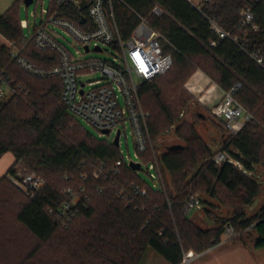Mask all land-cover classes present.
Here are the masks:
<instances>
[{
	"label": "trees",
	"instance_id": "trees-1",
	"mask_svg": "<svg viewBox=\"0 0 264 264\" xmlns=\"http://www.w3.org/2000/svg\"><path fill=\"white\" fill-rule=\"evenodd\" d=\"M112 4L124 40L138 26L137 14L164 35L169 43L165 50L173 56L174 65L162 77L176 70L178 77L183 74L187 80L203 69L224 92L239 86L236 99L254 120L239 135L229 136L220 151L229 153L248 173H256L264 165V68L253 55L264 59V0H208L201 8L188 0H113ZM156 5L168 15L151 14ZM248 9L254 15L257 30L240 26L242 14ZM211 22L229 33L230 38L220 39ZM21 23L14 4L0 14V36L35 65L48 68L50 62L56 64L55 54L38 51L25 39ZM212 42L217 45L212 46ZM200 59L210 60L211 70L201 67ZM0 74L9 92L6 98H0V159L8 153L15 158L7 174L0 177V188L11 184L18 169L36 173L45 181L43 188L32 195L18 189L26 201L17 205L16 222L40 244L29 258L52 239H58L67 249L65 257L77 264H141L149 249L168 264H182L189 251L202 253L218 246L227 225L238 233H254L255 248H264V204L250 217L245 209L260 197L261 182L232 164H215L213 158L217 153L203 143L193 125L183 135L187 125L177 123L178 108L187 106L190 98L178 91L163 92L159 85L162 77L145 83L140 90L141 102L150 114V147L140 158L147 163L156 155L165 176L166 185L156 192L129 167L117 146L95 139L75 120L62 100L60 79H39L26 74L13 61L7 44H0ZM174 125V132L184 145L174 142L161 152L158 141ZM220 127L224 128L221 123ZM173 145L183 148L168 151ZM119 163L118 175L113 174L108 181L94 179L99 165L115 169ZM195 170L194 187L206 183L205 192L211 199H218V187L241 195L242 209L232 218H217L218 227L213 229H201L184 213L187 189L192 182L188 178ZM133 183L148 191L146 198H136L133 204L143 206L144 210L128 206L117 196L118 190L128 189ZM83 187L93 196L88 201L82 198L80 214L64 229L58 215L51 211L73 201L70 192L79 194ZM99 187L105 188V192L98 194ZM206 204L214 207L209 201ZM207 213L211 215V211ZM80 219L83 221L78 228ZM11 239H15L14 232L0 229V245L11 243Z\"/></svg>",
	"mask_w": 264,
	"mask_h": 264
},
{
	"label": "built area",
	"instance_id": "built-area-1",
	"mask_svg": "<svg viewBox=\"0 0 264 264\" xmlns=\"http://www.w3.org/2000/svg\"><path fill=\"white\" fill-rule=\"evenodd\" d=\"M35 1L33 0V3ZM188 1L197 8H201L208 0H202L200 4L197 0ZM112 2L113 0H88L85 3L83 0H51L48 11L44 12L47 16L46 21L39 26L36 25L31 40L25 38L32 42L38 51L53 53L57 56V63L50 62L51 66L48 68L35 65L24 57L14 44L7 42V45L11 50L13 61L26 74L39 79H60L63 83L62 100L69 112L101 135H107L105 132L109 131L107 136H111L118 129L117 133L120 131L121 139L123 131H126L127 122H130L139 157H141L150 147L148 126L150 114L142 105L140 90L145 83L166 75L173 68L174 60L173 56L165 50V44L169 43L164 35L152 28L148 20L138 14L140 20L138 26L131 37L124 40ZM152 12L160 16L163 11L156 5ZM21 25L23 29H30L27 21H22ZM240 26L258 29L251 10L243 12ZM211 28L220 39L230 38V34L215 22H211ZM58 29L64 30L76 41L80 48L76 53L77 57L60 42L63 37ZM211 45L216 46L217 42H212ZM106 46L112 47L117 52L116 57L113 56V52H107L108 56L113 57L112 60L84 58L85 54L104 53ZM253 58L264 68L262 57L253 55ZM0 83H2V74H0ZM2 84L0 98H6L9 92L7 86ZM238 89L239 86H236L224 92L223 100L210 109L211 115L224 126L230 136L239 135L245 126L254 120V116L237 101ZM122 99L124 105H121ZM121 126L124 130L119 129ZM118 148L120 149V146ZM152 162V169L156 171L157 179L163 189L157 157ZM213 162L217 165L229 163L245 174H249L243 165L227 152H218ZM126 163L129 165L130 162L126 161ZM139 163L143 169V162ZM120 165L121 163L115 169H109L106 164L99 165L94 172V179L108 181L113 174L120 173ZM82 178L87 180L86 176L82 175ZM12 180L21 191L28 195L41 190L45 185L44 179L36 173L22 172L20 169L16 171V176ZM96 192L104 193L105 188L99 187ZM70 194L74 197L73 201L62 204L56 212L51 211V214L58 215L64 229H68L76 216L80 214V203L83 199L88 201L93 196V192L85 187L80 189L79 194L76 192H70ZM117 196L124 199L128 206H135L136 210L139 208L144 210L143 206L133 204L136 198H146L148 191L137 183H133L128 189L118 190ZM202 205L198 197L189 195L185 202L184 213L188 215L199 211ZM238 234L232 225L226 226L224 235L227 238H236Z\"/></svg>",
	"mask_w": 264,
	"mask_h": 264
},
{
	"label": "rangeland",
	"instance_id": "rangeland-1",
	"mask_svg": "<svg viewBox=\"0 0 264 264\" xmlns=\"http://www.w3.org/2000/svg\"><path fill=\"white\" fill-rule=\"evenodd\" d=\"M201 2L202 0H197V3L200 4ZM50 3L51 0H36L35 3L27 7L25 0H0V14H4L10 7L16 4L20 19L22 21H27L30 26V29H24V36L27 40H31L36 25L39 26L42 22L46 21L47 16L44 14V12L48 11ZM162 11L163 12L160 16L155 15L153 12L151 14L155 15L156 17L168 15L163 9ZM58 32L63 37L60 42L77 57L76 53L78 50H80V48L76 41L64 30L58 29ZM0 44H7V42L1 36ZM104 50L105 52L102 54H85L84 58L112 60L113 57L108 56V51L113 52V56L116 57L117 52L112 47L106 46L104 47ZM199 62L201 63V67L211 70L210 60L200 59ZM198 72L204 74L210 80V82L214 83L212 78H210L203 69H199L187 80L184 79L183 74L178 77L177 71L175 70L169 75L160 78L159 85L163 92L170 90L178 91L183 95L186 94L187 98H190L187 106H180L178 108L177 123L187 125L182 130L183 135H186L190 131V125H193L196 132L202 137L203 143L207 144L213 153H218L223 148L224 143L229 139L230 134L223 127H220V122H218L210 112L205 110L199 104L195 98V95L188 90L194 76ZM121 105H124L123 99L121 100ZM143 105L144 109H147L144 102ZM182 114H184V117H182ZM73 117L76 121L80 122L83 128H85V130L89 132L95 139L114 144L113 142L118 129H116L111 136L101 135L94 128L81 121V119L75 116ZM258 123H260V120ZM119 129L124 130L123 126H121ZM125 130L126 131H123L120 139V150L122 155L128 163L132 161L140 162L141 158L139 157L130 122H127ZM174 131L175 125L159 139L158 146H160L161 152L166 146L174 142L184 145V142L177 138ZM160 154L161 153L159 152L158 155ZM155 157L157 156L155 155ZM11 161H13L12 155H4L0 159V172H4L7 168H11ZM152 166V161L143 163L142 171L137 172V174L143 181H145L146 185L150 189L157 192L160 191L161 185L157 179V173L152 169ZM196 170L188 178V182H192L189 185L187 192L189 195L198 197L202 201L203 205L201 210L189 213L188 217L195 221V223L203 230L213 229L218 227L216 223L217 218H232L235 212H237L239 209H242V203L240 199L241 195L229 193L224 188L218 187V199H211V197L205 192L206 188L208 187L206 183H198L199 186L194 187L195 180L193 181V179ZM152 175L156 178H154ZM248 175L255 177L262 184V193L260 197L255 200L253 205L250 207H245L246 212L250 217L256 215V213L264 204V165L259 166L256 173H249ZM160 176V182L163 184L164 188L166 185L165 176L162 172L161 166ZM18 189L19 188L15 185L13 180L11 184H4L3 187L0 188V229H7L9 232L15 233V239H11V243L0 245V264H48L50 261L65 262L64 264H77V261L65 257L67 255V249L62 247L64 242L58 239H52L49 243H46L44 246H42L40 251L35 256H33V258H29L31 253H33L32 255L35 254L33 251L38 245L40 246V244L39 241H37L27 232L23 231L16 222L15 215L18 212L17 205L26 201L25 197H23L24 195H21V192ZM206 201L213 203L214 207H208ZM207 210L211 211V215L207 213ZM82 221L83 220L80 219L77 222L78 228L80 227ZM58 235L60 236V234ZM255 242L256 235L252 232H249L248 230L244 232L239 231L238 236L233 239H229L226 235H224L222 236L221 243L218 246L210 248L202 253H198L196 250H191L186 253L182 264H264V248H255ZM141 264H168V262L153 249H149Z\"/></svg>",
	"mask_w": 264,
	"mask_h": 264
},
{
	"label": "crops",
	"instance_id": "crops-1",
	"mask_svg": "<svg viewBox=\"0 0 264 264\" xmlns=\"http://www.w3.org/2000/svg\"><path fill=\"white\" fill-rule=\"evenodd\" d=\"M188 90L195 95L199 104L208 112H210V109L218 105L224 98V91L216 84L210 82V80L201 72H198L194 76ZM9 154L12 155L11 153L6 155ZM14 163L15 158L13 156V161H11L10 166H13ZM8 169L9 168L5 170L6 172H0V177L5 176L9 171Z\"/></svg>",
	"mask_w": 264,
	"mask_h": 264
},
{
	"label": "water",
	"instance_id": "water-1",
	"mask_svg": "<svg viewBox=\"0 0 264 264\" xmlns=\"http://www.w3.org/2000/svg\"><path fill=\"white\" fill-rule=\"evenodd\" d=\"M25 4L27 7L33 4V0H25ZM105 134H109V131H106ZM114 145L119 147L120 146V131H118L115 140H114ZM183 147L180 145H173L168 148V151L170 152H175L181 150ZM129 167L134 171V172H140L142 171V165L139 162H130Z\"/></svg>",
	"mask_w": 264,
	"mask_h": 264
}]
</instances>
